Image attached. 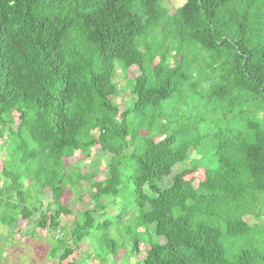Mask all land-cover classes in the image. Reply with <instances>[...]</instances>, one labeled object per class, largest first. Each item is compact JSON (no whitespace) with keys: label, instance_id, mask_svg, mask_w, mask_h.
Here are the masks:
<instances>
[{"label":"trees","instance_id":"trees-1","mask_svg":"<svg viewBox=\"0 0 264 264\" xmlns=\"http://www.w3.org/2000/svg\"><path fill=\"white\" fill-rule=\"evenodd\" d=\"M164 3L0 0V225L61 234L57 264L86 241L97 264H264L222 243L250 237L245 218L264 207V0H186L174 18ZM168 19L175 30L155 49ZM132 67L120 112L117 74ZM96 148L103 180L65 166ZM187 170L203 179L194 186ZM83 181L90 208L76 213L63 198L81 199Z\"/></svg>","mask_w":264,"mask_h":264},{"label":"rangeland","instance_id":"rangeland-1","mask_svg":"<svg viewBox=\"0 0 264 264\" xmlns=\"http://www.w3.org/2000/svg\"><path fill=\"white\" fill-rule=\"evenodd\" d=\"M186 0H165L164 5L161 7L165 10H168L170 18H174L181 7L185 4ZM172 19H168L166 26L158 30L160 33V39L157 44L154 45L155 49H160L159 45H162L164 37L173 32L175 28L171 22ZM169 60L171 65H174L178 60L177 53L174 51L169 52ZM140 74V71L137 67H132L126 74H117V83L119 88V94L115 97L114 103L119 107L120 112L125 111L131 102L132 96L130 94L127 85L129 81H132ZM102 88L105 86L102 85ZM207 90V87L204 84L203 89H199L198 97L204 98V93ZM180 95L183 96H192L191 88L182 89ZM192 98V97H191ZM33 109V108H32ZM33 110L28 109L27 113L31 114ZM264 116H259L261 119ZM12 121V127L14 128L17 135H21V127L19 114L17 109H11L8 117ZM134 123V121H132ZM165 128L163 127L162 131L164 132ZM20 131V132H19ZM142 134H145L144 132ZM164 134V133H163ZM139 137V132L136 131L135 127L129 128L128 139L131 144ZM1 145L5 143V140H2ZM99 148L92 150L91 156L89 158H84L82 154L77 153L73 158L65 159V166L82 174H91L97 172L98 180H103L105 177L107 168L102 159H99L97 155ZM209 149V148H208ZM207 150V147H206ZM6 156L5 150L0 151V171L3 167V159ZM192 159H197V155H192ZM186 167L189 169L193 167L191 162H188ZM183 168L181 165H178L175 170L180 172ZM186 180L192 181L194 186L198 184L199 181L203 179V172L201 170L193 172L192 174L189 170L185 171ZM170 182H165L164 187L167 188ZM83 195L79 199L78 195L74 192H67L63 198V205L70 206L71 209H74L76 213L78 211L90 208V193L87 191L90 188V184L87 181H83ZM175 192H172L174 194ZM255 198H259L264 202V192H255ZM50 201L48 198L44 199V204H47ZM229 208V207H228ZM230 208L235 210L233 205H230ZM262 214L248 216L245 218L246 222L251 225L252 234L247 239L241 240H231L229 238L223 239L222 243L224 248L227 249L228 255L238 254L244 250L256 251L264 256V207H258ZM259 213V211L255 210ZM76 217H71L67 222H72ZM66 223V222H65ZM8 227L0 225V264H57L58 257L63 253V251H58L57 248V239L60 238L61 234H47V232L42 231L40 228L31 227L26 221L20 219L18 225L15 229L8 232ZM91 250L90 241L81 243L79 249L76 253L65 261L64 264L72 262L76 259L80 264H97L91 260L84 261V254ZM145 248H142L139 255L136 257H131L132 263L136 260H141L145 256ZM123 254L119 255L117 261L113 264H122L121 258Z\"/></svg>","mask_w":264,"mask_h":264}]
</instances>
